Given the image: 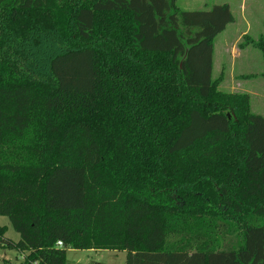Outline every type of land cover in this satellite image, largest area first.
<instances>
[{"label":"trees","instance_id":"16d2710c","mask_svg":"<svg viewBox=\"0 0 264 264\" xmlns=\"http://www.w3.org/2000/svg\"><path fill=\"white\" fill-rule=\"evenodd\" d=\"M234 22L228 4L0 0V215L20 235L0 226V249L264 264V116L213 80ZM215 213L237 217V247L217 249Z\"/></svg>","mask_w":264,"mask_h":264},{"label":"rangeland","instance_id":"374dc122","mask_svg":"<svg viewBox=\"0 0 264 264\" xmlns=\"http://www.w3.org/2000/svg\"><path fill=\"white\" fill-rule=\"evenodd\" d=\"M223 4L230 6L235 22L228 25L214 42L216 90L248 95L251 112L264 116V57L259 45L264 40V0H178V6L184 11H201ZM182 30L185 32L186 29ZM228 215L232 220L218 213L215 217L218 225L216 247L220 250H231L242 239L243 229L237 217ZM255 219L264 223L261 217ZM0 225L7 227V238L20 240L7 216L0 215ZM22 257L17 250L0 249V264L5 260L16 264ZM66 260V264H127V252L69 249Z\"/></svg>","mask_w":264,"mask_h":264},{"label":"crops","instance_id":"0c3cea01","mask_svg":"<svg viewBox=\"0 0 264 264\" xmlns=\"http://www.w3.org/2000/svg\"><path fill=\"white\" fill-rule=\"evenodd\" d=\"M210 9H212V7H210V8L208 7V8H206V10H210ZM201 11H204V10H201ZM0 226H1V225H0ZM21 255L23 256L22 259H21V260L23 261V259H24V257H25V254H24V253H21Z\"/></svg>","mask_w":264,"mask_h":264},{"label":"built area","instance_id":"2783aa9c","mask_svg":"<svg viewBox=\"0 0 264 264\" xmlns=\"http://www.w3.org/2000/svg\"><path fill=\"white\" fill-rule=\"evenodd\" d=\"M59 247H63V243L61 241L58 242Z\"/></svg>","mask_w":264,"mask_h":264}]
</instances>
